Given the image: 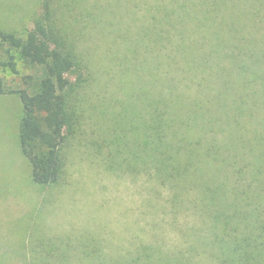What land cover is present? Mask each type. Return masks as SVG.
Here are the masks:
<instances>
[{
    "label": "rangeland",
    "instance_id": "rangeland-1",
    "mask_svg": "<svg viewBox=\"0 0 264 264\" xmlns=\"http://www.w3.org/2000/svg\"><path fill=\"white\" fill-rule=\"evenodd\" d=\"M79 1L70 0L71 8H61L68 10L55 15V20H61L58 23L74 34L76 51L84 57L77 73L69 76L75 85L71 98L78 121L73 120V131L64 144V173L57 185L39 188L31 182L29 164L17 141L19 99L13 94L0 95V264H66L67 257L73 258L70 264H81L86 250L97 245L102 254L112 256H135L149 246L154 259H207V244L222 235V226L212 229L216 221L207 209L210 202L203 189L181 187L170 178L162 185L144 171L131 172L125 164L128 150L123 151L120 165L109 159V142L118 130L115 124L119 129H129L128 104L140 88L136 83L141 81L143 86L145 77L155 74L153 66L140 67L131 53L115 55L119 49L123 52L129 40L138 39L133 31L148 23L147 16L141 7L131 8L136 19L143 16L133 24L132 15L124 11V4H132L131 0H85L90 11L94 5L101 8L105 21L95 23L78 10ZM227 1V8H233L234 2L241 14L237 26L240 46L233 43L231 51L217 55L207 70L190 64L183 74L186 91L180 89L177 94H187L189 99H181L185 103L198 101L197 111H203L204 116H196L198 122L222 117L233 106L231 115H251L259 128L264 126L259 120L260 112L264 113V94L244 88L241 96L237 67L243 69L250 62L255 63L254 70L256 63L264 62V0ZM41 2L0 0V31L22 33L31 29L42 12ZM227 15H231L229 11ZM127 27L131 28L129 33L124 31ZM228 39L235 37L230 35ZM144 48L143 44L134 50H138L140 59L147 60L150 54ZM221 57L228 61L223 64ZM193 71L201 73L188 78ZM26 75L34 76V70L20 61L17 74L0 72L11 88H25ZM256 77L262 87L264 67L256 68ZM146 87L157 96L159 90L169 89V84L146 83ZM187 117L190 114L182 112L181 119ZM231 125L241 122L233 120ZM194 178L211 180L205 172H198ZM236 181L235 193H245L246 197L241 196L245 205L249 209L251 198L250 207L254 208L257 200L239 179ZM259 213L264 219V211Z\"/></svg>",
    "mask_w": 264,
    "mask_h": 264
},
{
    "label": "trees",
    "instance_id": "trees-1",
    "mask_svg": "<svg viewBox=\"0 0 264 264\" xmlns=\"http://www.w3.org/2000/svg\"><path fill=\"white\" fill-rule=\"evenodd\" d=\"M131 1L132 4H124L125 14L132 15L131 8L141 7L148 23L134 30L138 39L129 40L123 52L119 49L115 55L131 53L140 67L153 66L155 74L146 76L143 86L141 81L136 83L140 88L133 94L134 101L128 104L129 129H119L115 124L118 130L109 142V159L120 165L124 162L123 151L128 150L125 164L131 172L144 171L162 185L170 178L181 187L200 186L205 198H209L207 209L212 220L216 221L212 229L220 224L222 235L207 244L208 258L197 262L154 259L149 246L135 256L106 255L97 245L86 250L80 258L81 264H264V219L259 213L264 211V126L255 127V118L251 115L237 111L231 115L233 106L222 117L198 122L196 116L204 117L203 111H197L198 101L181 100L189 99L183 92L186 91L183 74L190 64L207 70L217 55L229 53L233 43L239 45L237 26L241 14L237 13L236 4L230 0L233 8H227V0ZM69 2L42 0V12L33 20L31 29H24L22 33L0 31V72L17 74V61H20L35 73L24 77L25 88L8 87L0 76V95L13 94L19 99L18 147L29 164L31 182L39 188L57 185L62 179L64 144L73 131V120L78 121L75 112L73 115L75 105L71 98L75 85L69 76L77 73L84 57L76 51L74 34L58 23L61 20H55L56 14L61 16L62 10H68L61 8H71ZM77 3L81 14H87L93 22L105 21L99 6H92L90 11L85 0ZM135 19L132 15L133 24L143 20V16ZM130 29L127 27L124 31L129 33ZM230 35L235 40L228 39ZM143 44L144 51L150 54L147 60L140 59L138 50H134ZM227 61L221 57L223 64ZM254 65L249 62L248 67H237L241 96L244 88L253 94H264V82L261 87L256 77V68H263L264 62L256 63L253 70ZM197 73L201 71L190 72L188 78ZM146 83L169 84V89L159 90L161 93L153 96ZM180 89H183L182 95L177 94ZM253 106L251 103L250 107ZM182 112L190 117L181 119ZM263 116L260 112L262 119L259 120L264 121ZM233 120L240 121L241 125H231ZM198 172H205L208 178L210 175L211 180L202 182L194 178ZM237 179L257 200L254 208L250 207L251 198L249 209L245 205L241 198L246 197L245 193H235ZM71 261L73 258H66V264Z\"/></svg>",
    "mask_w": 264,
    "mask_h": 264
}]
</instances>
